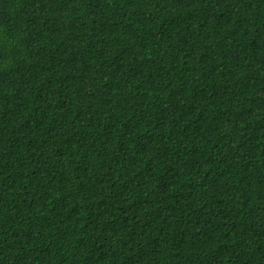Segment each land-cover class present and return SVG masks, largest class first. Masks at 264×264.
<instances>
[{"label": "trees", "instance_id": "16d2710c", "mask_svg": "<svg viewBox=\"0 0 264 264\" xmlns=\"http://www.w3.org/2000/svg\"><path fill=\"white\" fill-rule=\"evenodd\" d=\"M0 264H264V0H0Z\"/></svg>", "mask_w": 264, "mask_h": 264}]
</instances>
